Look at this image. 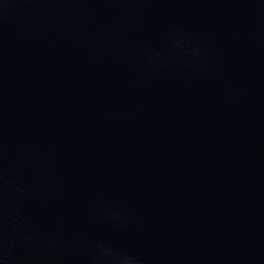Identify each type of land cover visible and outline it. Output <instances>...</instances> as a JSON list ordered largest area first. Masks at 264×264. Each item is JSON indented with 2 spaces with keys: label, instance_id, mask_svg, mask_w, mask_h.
Segmentation results:
<instances>
[{
  "label": "water",
  "instance_id": "95a60500",
  "mask_svg": "<svg viewBox=\"0 0 264 264\" xmlns=\"http://www.w3.org/2000/svg\"><path fill=\"white\" fill-rule=\"evenodd\" d=\"M2 264H264V0H0Z\"/></svg>",
  "mask_w": 264,
  "mask_h": 264
},
{
  "label": "clouds",
  "instance_id": "9594fccd",
  "mask_svg": "<svg viewBox=\"0 0 264 264\" xmlns=\"http://www.w3.org/2000/svg\"><path fill=\"white\" fill-rule=\"evenodd\" d=\"M0 264H2V262H0Z\"/></svg>",
  "mask_w": 264,
  "mask_h": 264
}]
</instances>
